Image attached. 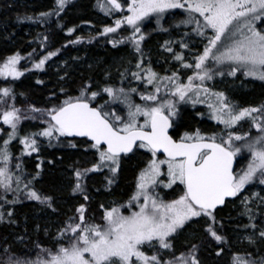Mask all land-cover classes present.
Listing matches in <instances>:
<instances>
[{"label":"snow or ice","instance_id":"6c2138e0","mask_svg":"<svg viewBox=\"0 0 264 264\" xmlns=\"http://www.w3.org/2000/svg\"><path fill=\"white\" fill-rule=\"evenodd\" d=\"M69 3L55 0V7L35 21L59 17ZM96 6L112 19L97 36L106 37L113 48L130 45L137 59L132 67L117 69L118 82L105 70L102 82L88 78L75 95L63 87V99L53 92L46 107L27 101L18 107L14 88L0 87V223H14L13 211L5 206L21 202V197L57 211L55 198L35 187L43 159L37 156L40 171L35 174L24 168L23 157L39 154L44 142L83 149L93 158L88 167L70 166L71 194L85 202L91 200L86 187L91 174H102L111 191L127 160L141 154L145 163L126 203L100 204L99 221L88 203H78L57 229L52 247L37 243L33 252L17 253L5 244L0 246V264H204L200 253L207 248L216 257L227 250V264H264V255L249 250L264 247V104L241 108L210 86L218 77L238 74L264 82V0H96ZM176 9L183 13L175 25L182 35L162 45L170 54L166 61L175 65L161 74L150 58L145 62L142 26L154 18L161 31L169 32L162 21ZM75 30L68 28V35ZM94 39L90 36L88 42ZM82 42V37L69 41ZM58 54L48 51L33 68L44 70ZM22 59L19 52L7 56L0 77L23 76L18 68ZM198 103L206 104L208 118L223 128H195L177 138L181 105ZM26 121L35 130H27ZM242 121H248L249 131H238ZM15 144L22 146L19 155ZM244 153L247 166L237 171L234 164ZM237 200L240 215L248 218L238 239L243 250L233 249L220 218ZM185 234V246L177 248L176 241Z\"/></svg>","mask_w":264,"mask_h":264},{"label":"trees","instance_id":"16d2710c","mask_svg":"<svg viewBox=\"0 0 264 264\" xmlns=\"http://www.w3.org/2000/svg\"><path fill=\"white\" fill-rule=\"evenodd\" d=\"M54 7L55 0H0V64L7 56L15 52H19L22 57H25L18 65V68L24 72L23 76L16 80H12L11 77H8L7 80L0 77V87L11 86L14 88L17 94L16 103L18 107H25L26 101L35 104L37 107H46L49 105V98L53 92L57 93L60 99H63V94L60 93L61 87L75 95L78 93L80 85L88 78L102 82L105 70H110L113 82H118L117 69L121 65L132 67L137 59V54L130 45H120L113 48L107 42L106 37L97 36V33L102 31L105 24L112 23V19L105 16L97 8L96 0H70L67 8L59 17L53 16L49 18L47 23L35 21L39 13L49 11ZM25 16H31L34 20H18V17ZM182 16L183 13L179 9L171 10L165 15L162 25L169 28V32L161 31L157 27L154 18L144 22L142 31L145 33L146 39L143 42V50L145 59H151L153 68L155 67V60L160 58L158 52L163 51L162 45L164 42L166 40H179L178 34H182V30L176 28L175 25L179 23ZM86 27L91 28L93 31H83ZM68 28L76 29L71 36L67 33ZM45 36L48 37L46 41L44 40ZM90 36H96V39L92 40L91 43L88 42ZM77 37H82L83 42L69 43L70 40H75ZM34 49L35 52H33ZM56 50H59V54L46 62L44 70L33 68L36 60L42 58L48 51ZM29 53H33V55L29 57ZM167 54L164 51L162 53L163 56H167ZM129 61L132 64H129ZM161 74H165V72ZM61 76L65 78L62 80L60 79ZM242 78L247 77L242 76ZM37 80H42L43 83L38 84ZM256 81V84L261 83L264 85L263 82ZM133 83L135 84V82ZM249 95V98L241 97L240 100L243 104L240 103L239 105L238 101L234 104L241 108L264 104V86L256 85V88ZM232 101L235 100L232 99ZM181 108L182 120L176 130L177 138L183 135L185 131L194 130L195 128H200L205 132L219 131L223 128L209 120V111H207L206 104L198 103L195 107L187 104L181 105ZM197 113H203V116ZM25 125L28 126L27 130H35L32 122L26 121ZM238 131H249L248 121L243 122L242 126L238 127ZM53 143L55 145V142ZM18 146L21 147L19 144ZM43 147L45 149L44 154L40 152L39 154L34 153L32 156L23 157L24 168L27 173L35 174L40 171L36 167L40 163L37 156L39 155L43 159L42 171H40V176L35 182V187L37 190L55 198L57 211L53 212L37 202L26 200L23 197H21V202L15 205H23L21 208L17 207L18 213L20 209H27L25 207L29 202L36 203L41 211H47L54 219H57L60 226L68 216L73 214L78 203H88L90 212L96 214L98 221L100 204L107 205L108 199L111 202L110 205L113 201L126 203L134 191L136 175L143 166V159L145 160V156L141 154L132 156L131 159L127 160L123 165L118 181L111 186V191L106 190V181L102 174H91V178L86 181L87 192L91 196V200L85 202L80 196H72L71 191L62 192L59 190V184L62 183V180L64 184L69 185L71 183L70 166L88 167L93 158L84 154L83 149H72L66 145L48 147L47 143L44 142ZM140 152L143 153L142 150ZM46 154L50 158H45L44 155ZM16 155L19 154L16 153ZM238 157L240 160L237 171L241 169L240 165L246 167L248 163L247 153ZM49 161H52V163H49ZM170 191L163 190V194ZM166 198L172 199L173 196L166 195ZM15 208H13V205L5 206V209H11L12 211ZM241 211L242 205L237 200L235 204L229 205L220 213V218L224 223V233L232 241L234 250H243V246L238 243V239L242 236L243 225L248 223V218L240 215ZM23 212L25 214L23 219L26 220L28 218L26 212L28 211ZM11 219L14 223H8L7 219L5 222L0 223V246L11 245L13 251L21 253L24 251L33 252L37 243L45 247H52L55 244L47 235H44L46 231L35 233L30 230L32 227L29 225L26 231L14 229L18 222L22 220L15 217ZM257 222L259 223L260 220L258 219ZM237 225L241 227L237 228ZM186 236L187 234L176 241L177 248L182 249L185 246ZM19 237H23V239H19ZM18 242H22V246H18ZM249 250L254 251L257 257L264 255V247H261L258 252L254 249ZM200 256L204 264H227L230 258L227 250L222 257H216L212 248L203 249Z\"/></svg>","mask_w":264,"mask_h":264},{"label":"rangeland","instance_id":"374dc122","mask_svg":"<svg viewBox=\"0 0 264 264\" xmlns=\"http://www.w3.org/2000/svg\"><path fill=\"white\" fill-rule=\"evenodd\" d=\"M83 31L91 32L93 30L91 28L86 27V28H84ZM181 35L182 34H178V39L181 38ZM197 47H200V46L197 45ZM162 53H163V51L158 52V57H160V58H157L155 60L154 69H156L159 73L165 72V74H166L167 72H170V70L174 67L175 62L172 61L171 59H168L166 61L165 58L170 57V54L168 53L167 56H163ZM145 62L146 63L148 62V58L145 59ZM181 71H184V70H181ZM244 79H247V80H244ZM256 82L257 81L252 79V78H249V77L242 78V76L238 75L237 78L225 77L223 80H221L218 77L215 80V82H213L210 86L214 87L217 91H224L226 93V95L229 97L231 102L237 103L236 101H238L239 102L238 104L240 105V103L243 104L240 100L241 97H245V98L248 97L249 98V96H250L249 93L256 88V85L264 86L261 83L256 84ZM232 99H234L235 101H232ZM207 111H209V110L207 109ZM210 121H212V120H210ZM243 122H246V121H242L241 124ZM213 123L216 124L215 121H213ZM219 126H221V128L223 127L222 125H219ZM30 130H31V128H30ZM21 147H19L18 144H15V147L13 149L14 153L19 154V149ZM41 152H42V154H44V152H45L44 147H42ZM44 157L50 158V156L47 154L44 155ZM144 163H145V160L143 159L142 164L144 165ZM244 166L245 165H243V166L240 165V168H244ZM62 179H64V178H62ZM59 185H60L59 190H61L62 192H70L71 191L69 188V185L64 184L63 180H62V183ZM110 203L111 202L108 199L107 205H110ZM25 204H26V202H25ZM15 206L13 205V208H15ZM17 207L21 208V207H23V205L20 204L19 206H16V208L13 210L14 214L12 217L18 218L19 220L21 219L22 221L18 222V225H16V227L14 229H17L20 231H26V230H28V225H29L32 227L30 230L35 232V233H42L43 231H46V233L44 235H47L51 239V241H54L53 237L56 235L57 229L60 227V224H59L57 219H54L53 216L50 213H48L47 211L46 212L41 211L39 209L38 205L36 203H33V202H29L27 204V207H25L27 209H24V208L20 209V211H18V213H17ZM21 210H22V212H21ZM25 210L28 211V212H26L27 213L26 215L28 216V218L26 220L23 219V217L25 215L23 211H25ZM21 243L22 242H18L17 245L22 246Z\"/></svg>","mask_w":264,"mask_h":264},{"label":"flooded vegetation","instance_id":"af4514ba","mask_svg":"<svg viewBox=\"0 0 264 264\" xmlns=\"http://www.w3.org/2000/svg\"><path fill=\"white\" fill-rule=\"evenodd\" d=\"M236 160H238V159H236ZM237 167H238V166H236V170H237Z\"/></svg>","mask_w":264,"mask_h":264},{"label":"water","instance_id":"95a60500","mask_svg":"<svg viewBox=\"0 0 264 264\" xmlns=\"http://www.w3.org/2000/svg\"><path fill=\"white\" fill-rule=\"evenodd\" d=\"M234 166H235V164H234Z\"/></svg>","mask_w":264,"mask_h":264}]
</instances>
